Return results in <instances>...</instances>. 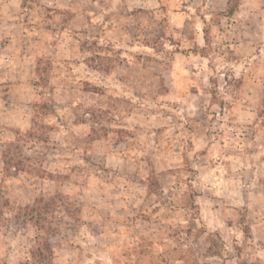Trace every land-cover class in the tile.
<instances>
[{
    "label": "rangeland",
    "instance_id": "obj_1",
    "mask_svg": "<svg viewBox=\"0 0 264 264\" xmlns=\"http://www.w3.org/2000/svg\"><path fill=\"white\" fill-rule=\"evenodd\" d=\"M0 264H264V0H0Z\"/></svg>",
    "mask_w": 264,
    "mask_h": 264
}]
</instances>
